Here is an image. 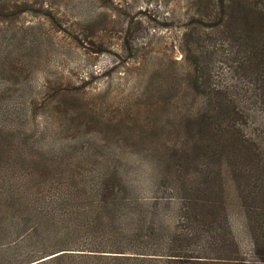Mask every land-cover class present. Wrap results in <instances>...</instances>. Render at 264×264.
I'll return each instance as SVG.
<instances>
[{"label": "rangeland", "instance_id": "rangeland-1", "mask_svg": "<svg viewBox=\"0 0 264 264\" xmlns=\"http://www.w3.org/2000/svg\"><path fill=\"white\" fill-rule=\"evenodd\" d=\"M247 1L232 0L226 30L215 35L199 0H0V174L10 181L4 185L32 193L33 207L61 188L76 194L106 172L151 199L169 197L177 183H199L204 190L180 198L186 208L197 204L187 217L229 228L249 259L233 171L248 164L250 151L264 160V105L250 97L255 83L246 66L255 46L264 50V0ZM251 8L262 15L256 26ZM186 55L249 115L238 137L248 144L247 157H230L222 169L216 157L224 148L201 140L190 121L200 99L189 82L199 71H190ZM222 142L231 149V141ZM64 226L52 243L70 245ZM2 228L0 264H22L42 247V237L24 242Z\"/></svg>", "mask_w": 264, "mask_h": 264}, {"label": "trees", "instance_id": "trees-1", "mask_svg": "<svg viewBox=\"0 0 264 264\" xmlns=\"http://www.w3.org/2000/svg\"><path fill=\"white\" fill-rule=\"evenodd\" d=\"M254 2L247 1V4ZM231 3L232 0H199L202 20L213 21L211 27L215 31L211 33L225 32ZM248 12L254 13L256 26L261 13L255 9ZM248 23H251L250 18ZM251 54L246 66L252 71L255 91L250 97L255 100L253 103L264 105L263 46H255ZM193 58L190 61L186 55L184 62L190 71L191 67L199 71L190 76L189 86L199 97L200 106L189 115L190 121L197 123L201 140L208 137L216 149L224 148L216 157L222 169L223 162L231 165L230 157H247L242 145L246 148L248 144H243L238 137H244L239 124L249 115L246 109L241 111L235 106L229 92L217 85L211 87V74L204 75L198 70L200 66L196 57ZM222 140L231 141V149H226L228 146L224 147ZM4 153L7 156L8 150ZM259 158L254 153L251 156L250 151L248 164L238 163L233 171L237 205L251 243L249 259L229 228H223L221 223L214 227L213 221L187 217L188 213H194L197 204L190 203L186 208L180 198L184 192L204 190L199 183L187 188L177 183L170 189L169 197L151 199L138 197L134 188L126 185L116 173L109 172L96 183L85 181L82 190H75L76 194H64L61 188L53 196L43 197L40 203L34 199L33 207L27 204L33 194L14 189V185H4L10 181H4L5 174H0V180L4 181L0 187V202L5 200L0 206V229L4 226L6 237L20 234L24 242L26 237L32 240L42 237V247L22 264H264V160ZM221 204L220 209L227 218L228 208L224 201ZM24 205L29 206V210L18 208ZM62 225L67 226L63 234L67 235L64 238L70 245L65 241L52 243L62 233L56 227ZM70 229L82 235L69 236L66 231ZM48 257L51 258L46 259Z\"/></svg>", "mask_w": 264, "mask_h": 264}, {"label": "water", "instance_id": "water-1", "mask_svg": "<svg viewBox=\"0 0 264 264\" xmlns=\"http://www.w3.org/2000/svg\"><path fill=\"white\" fill-rule=\"evenodd\" d=\"M49 258H51V257H48V258H46V259H49ZM46 259H45V260H46Z\"/></svg>", "mask_w": 264, "mask_h": 264}]
</instances>
